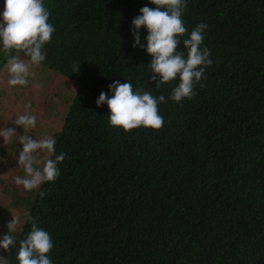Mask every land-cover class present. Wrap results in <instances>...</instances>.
<instances>
[{
	"label": "trees",
	"instance_id": "trees-1",
	"mask_svg": "<svg viewBox=\"0 0 264 264\" xmlns=\"http://www.w3.org/2000/svg\"><path fill=\"white\" fill-rule=\"evenodd\" d=\"M44 6L56 30L42 64L77 81L63 124L48 135L67 155L54 182L15 190L10 202L22 200L50 234L52 264H264V0H187L177 51L186 57L182 40L206 23L201 47L213 63L206 87L179 103L169 99L179 78L157 89L152 56L132 46L131 21L155 7L150 0ZM139 34L146 47V28ZM117 80L165 96L161 129L108 126V106L96 100L111 97ZM21 222L0 264H18L31 231L27 216Z\"/></svg>",
	"mask_w": 264,
	"mask_h": 264
},
{
	"label": "clouds",
	"instance_id": "clouds-1",
	"mask_svg": "<svg viewBox=\"0 0 264 264\" xmlns=\"http://www.w3.org/2000/svg\"><path fill=\"white\" fill-rule=\"evenodd\" d=\"M154 8L143 6L140 15L134 17L132 34L133 47L145 48L152 56L147 69L152 75L149 79L156 81V88L165 83H171L177 77L179 83L172 90L173 102H181L185 98L191 100L195 95V86L206 87L200 83L205 70L213 61L210 59V49L201 47L204 43V33L208 29L206 23H198L187 38L182 40L184 51H177L181 37L187 33L182 16L187 7V0H150ZM50 12L44 6V0H4V10L0 12V55L6 59V70L9 75V86L26 87L31 69L38 67L46 58L45 45L52 40L55 27L49 21ZM146 28V47L141 44L139 30ZM21 54L27 60L21 58ZM80 63H74L73 73H79ZM112 93L109 97L101 91L96 105L107 104L108 126L121 127L125 132L144 127L156 131L163 127L164 118L158 112V105L166 102L164 95L154 97L149 91L137 88L129 82L113 81L108 85ZM14 124L23 130L33 129L37 124V117L26 113L16 117ZM16 132L12 128L0 130L4 141L10 140ZM22 148L19 151L17 164L22 167L24 175L15 177V184L31 192L45 182H54L60 176L58 164L66 158V153L56 154V140L52 136L33 139L30 135H21L19 138ZM45 153L43 159H38L37 152ZM54 157V159H53ZM43 165L38 167V165ZM46 193L41 191L42 198ZM28 222L31 231L25 239L19 241L16 254L18 264H52L47 255L53 249L50 234L38 226L35 218L29 214ZM18 216H14L6 225L8 232L0 239V248L9 251L16 245L18 226L21 225Z\"/></svg>",
	"mask_w": 264,
	"mask_h": 264
},
{
	"label": "rangeland",
	"instance_id": "rangeland-1",
	"mask_svg": "<svg viewBox=\"0 0 264 264\" xmlns=\"http://www.w3.org/2000/svg\"><path fill=\"white\" fill-rule=\"evenodd\" d=\"M3 10L4 0H2ZM2 70L0 71V130L12 128L16 133L7 141L0 136V157H2L0 159V203L2 205V207L0 205V239L8 232L6 225L12 220L13 215L23 221L27 213L22 200L20 204L10 202L11 193L15 190L19 191L17 194L24 193V190H21L23 187L15 184V177L24 175L22 167L17 164L19 151L22 148L19 142L20 136L30 135L33 139H41L60 128L65 119V113L69 109L67 106L71 103L77 89V81L49 69L42 63L30 70L32 74L28 77L29 82L26 87L9 86L6 63ZM26 113L37 117L35 128L23 130L22 127L14 124L16 117ZM35 155L38 159H43L46 154L38 151ZM40 166L42 164L38 165ZM17 194L16 197H18Z\"/></svg>",
	"mask_w": 264,
	"mask_h": 264
},
{
	"label": "crops",
	"instance_id": "crops-1",
	"mask_svg": "<svg viewBox=\"0 0 264 264\" xmlns=\"http://www.w3.org/2000/svg\"><path fill=\"white\" fill-rule=\"evenodd\" d=\"M0 12H2V0H0ZM2 68L0 69V71L2 70ZM2 72H3V70H2Z\"/></svg>",
	"mask_w": 264,
	"mask_h": 264
}]
</instances>
